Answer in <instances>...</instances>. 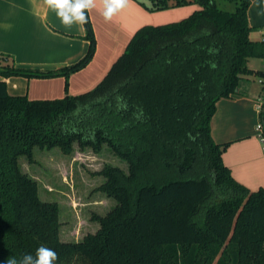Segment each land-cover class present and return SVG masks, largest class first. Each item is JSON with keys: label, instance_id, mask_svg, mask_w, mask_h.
I'll list each match as a JSON object with an SVG mask.
<instances>
[{"label": "trees", "instance_id": "obj_1", "mask_svg": "<svg viewBox=\"0 0 264 264\" xmlns=\"http://www.w3.org/2000/svg\"><path fill=\"white\" fill-rule=\"evenodd\" d=\"M189 5L182 21L139 30L91 91L54 100L9 94L0 80V264L55 249L57 264H264V188L235 181L227 145L212 137L217 103L239 94L264 41L251 39L250 0H148L150 11ZM87 54L57 71L17 68L0 55V75L65 76L96 52L89 11ZM262 113L264 115V106ZM107 148L127 164L101 172L117 202L100 229L63 242L58 206L43 202L19 159L33 150Z\"/></svg>", "mask_w": 264, "mask_h": 264}, {"label": "crops", "instance_id": "obj_2", "mask_svg": "<svg viewBox=\"0 0 264 264\" xmlns=\"http://www.w3.org/2000/svg\"><path fill=\"white\" fill-rule=\"evenodd\" d=\"M147 2L129 0L111 20L103 15L97 0L89 10L96 39V52L82 70L70 75L29 78L3 77L8 92L29 100H54L79 95L94 89L124 54L136 33L146 26H163L182 21L200 9L189 5L162 11H150ZM250 37L264 38V0H250L247 12ZM84 24L65 25L46 0H0V55L9 57L20 69L57 71L77 64L88 52ZM249 60L251 74L242 81L239 94L217 103L212 120V137L227 145L223 162L235 181L251 191L264 188V145L257 127L264 125V90L259 76L264 59Z\"/></svg>", "mask_w": 264, "mask_h": 264}, {"label": "rangeland", "instance_id": "obj_3", "mask_svg": "<svg viewBox=\"0 0 264 264\" xmlns=\"http://www.w3.org/2000/svg\"><path fill=\"white\" fill-rule=\"evenodd\" d=\"M19 165L23 173L37 182L40 199L58 206L63 242L82 240L100 229L99 219L117 205L103 189L106 178L101 172L108 165L127 170V164L107 148L102 154H95L78 145L68 154L58 148L36 147L33 160L22 156Z\"/></svg>", "mask_w": 264, "mask_h": 264}, {"label": "clouds", "instance_id": "obj_4", "mask_svg": "<svg viewBox=\"0 0 264 264\" xmlns=\"http://www.w3.org/2000/svg\"><path fill=\"white\" fill-rule=\"evenodd\" d=\"M103 4V15L106 20H111L112 16L124 8L129 0H100ZM52 7L62 23L72 25L74 23L86 24L87 12L95 7L97 0H46ZM59 254L53 248L40 245L35 254L25 253L19 258L9 256L4 264H57Z\"/></svg>", "mask_w": 264, "mask_h": 264}, {"label": "built area", "instance_id": "obj_5", "mask_svg": "<svg viewBox=\"0 0 264 264\" xmlns=\"http://www.w3.org/2000/svg\"><path fill=\"white\" fill-rule=\"evenodd\" d=\"M262 41H264V38ZM258 82L263 87V90H264V72L259 76ZM257 130L259 132V137L264 145V125L259 124L257 127Z\"/></svg>", "mask_w": 264, "mask_h": 264}]
</instances>
